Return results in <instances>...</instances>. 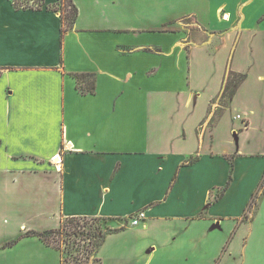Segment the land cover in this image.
Listing matches in <instances>:
<instances>
[{
	"label": "crops",
	"instance_id": "1",
	"mask_svg": "<svg viewBox=\"0 0 264 264\" xmlns=\"http://www.w3.org/2000/svg\"><path fill=\"white\" fill-rule=\"evenodd\" d=\"M36 1L0 0V214L55 229L143 210L121 234L149 257L222 231L225 253L264 264V193L246 211L264 173V0H71L64 32L59 0ZM229 71L245 80L215 119Z\"/></svg>",
	"mask_w": 264,
	"mask_h": 264
},
{
	"label": "rangeland",
	"instance_id": "2",
	"mask_svg": "<svg viewBox=\"0 0 264 264\" xmlns=\"http://www.w3.org/2000/svg\"><path fill=\"white\" fill-rule=\"evenodd\" d=\"M21 3L22 0H16ZM28 2L25 0L24 3ZM31 6H38V1L28 2ZM60 10V7L58 8ZM65 11V8H63ZM69 9L66 8V11ZM62 12V23H67V13ZM219 105V102H218ZM219 114V107L214 111V118ZM255 192V191H254ZM253 192V193H254ZM253 195V194H252ZM257 204V200H255ZM252 211V210H251ZM49 221L37 214H14L5 216L0 214V264H60V254L58 251L45 246L37 237L26 236V232L30 230L41 231L48 229ZM110 229H116L122 225L125 228L114 237L107 238L102 248L99 250L98 257L102 264H211L215 259L220 262L221 258L228 259V264H242L240 261L241 243L238 242L232 251L226 252L230 242L231 235H228L224 240L225 245L221 246L223 240V232L213 231L207 238L200 241L199 231L192 232L187 242V249L190 253L184 258H174L171 255H155L149 257L147 250L150 245L143 243L135 248L134 235H122L126 231H131L132 226L126 225L122 221H109L107 223ZM219 231V230H218ZM122 233V234H121ZM121 234V235H120ZM199 239V241H198ZM200 243V244H199ZM61 247L64 245L60 242ZM199 244V248L197 245ZM149 246V247H148ZM148 259L147 263L146 260ZM184 259V261H183ZM90 263H93L90 261ZM225 264V263H224Z\"/></svg>",
	"mask_w": 264,
	"mask_h": 264
},
{
	"label": "trees",
	"instance_id": "3",
	"mask_svg": "<svg viewBox=\"0 0 264 264\" xmlns=\"http://www.w3.org/2000/svg\"><path fill=\"white\" fill-rule=\"evenodd\" d=\"M22 4H18L15 0L13 3L16 7L30 8L29 1L35 3L36 0H22ZM57 11L67 13V23L62 28V32L72 27L77 17V10L71 0H59ZM39 6H37L38 8ZM66 8L69 10L66 11ZM56 10V9H55ZM76 83V89L81 94H93L95 91L96 78L94 74H75L73 75ZM245 76L233 71H229L224 80L222 91L219 97V114L226 108L230 100L233 98L236 90L244 82ZM264 193V173L261 181L252 195V198L246 208V211H251L256 206L255 200ZM246 214H244V218ZM114 219L103 217L89 218H66L63 219L58 228L47 229L42 231L30 230L26 232V236L37 237L45 246L50 247L60 254V264H101L98 257L99 250L103 245L106 237L110 234L117 233L125 227L121 226L116 229H110L107 225L109 221ZM114 221H122L127 223V220L115 219ZM60 242L64 245L61 247ZM92 261L93 263H90Z\"/></svg>",
	"mask_w": 264,
	"mask_h": 264
},
{
	"label": "built area",
	"instance_id": "4",
	"mask_svg": "<svg viewBox=\"0 0 264 264\" xmlns=\"http://www.w3.org/2000/svg\"><path fill=\"white\" fill-rule=\"evenodd\" d=\"M235 118L238 119V120H240L242 122V126L243 127H246L247 126L246 121L243 118H241L239 115H236ZM54 159H55V157H54ZM55 161L57 162L58 160H55ZM145 218H146L145 212L143 210H140V211L136 212L134 215H132L127 220V222H128V224L130 226L135 227V226L140 225L142 223V221L145 220Z\"/></svg>",
	"mask_w": 264,
	"mask_h": 264
},
{
	"label": "bare ground",
	"instance_id": "5",
	"mask_svg": "<svg viewBox=\"0 0 264 264\" xmlns=\"http://www.w3.org/2000/svg\"><path fill=\"white\" fill-rule=\"evenodd\" d=\"M55 160H59V157H55Z\"/></svg>",
	"mask_w": 264,
	"mask_h": 264
}]
</instances>
